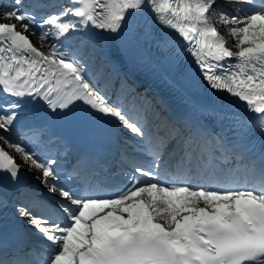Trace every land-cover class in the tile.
I'll return each instance as SVG.
<instances>
[{
    "label": "snow or ice",
    "instance_id": "obj_1",
    "mask_svg": "<svg viewBox=\"0 0 264 264\" xmlns=\"http://www.w3.org/2000/svg\"><path fill=\"white\" fill-rule=\"evenodd\" d=\"M0 21V264H264V0Z\"/></svg>",
    "mask_w": 264,
    "mask_h": 264
}]
</instances>
